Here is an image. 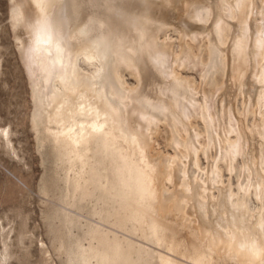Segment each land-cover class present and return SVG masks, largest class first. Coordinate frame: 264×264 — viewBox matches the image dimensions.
<instances>
[{"label": "bare ground", "instance_id": "obj_1", "mask_svg": "<svg viewBox=\"0 0 264 264\" xmlns=\"http://www.w3.org/2000/svg\"><path fill=\"white\" fill-rule=\"evenodd\" d=\"M255 15L260 17V23L253 22ZM13 18L16 24L21 19L25 21L32 55L39 65V72L34 81L40 80L42 83L46 104L51 105L57 99V93L53 91L51 85H48L50 81H55L58 87L66 93L65 96L72 98L71 104H59L54 108L50 118V123L57 126V130L54 132L55 136L66 143L71 157L80 160L82 154L79 147L96 138L99 141L101 139L105 145L122 144L125 148L132 150L133 154L138 155L141 167L137 181L143 191V196L142 200L132 204V214L140 228L143 240L151 241L150 235L155 237L157 230L166 227L167 221H171L170 224L174 221L178 222L175 225L179 226H186L189 225L186 224L187 222H191L192 225L194 224L193 234L201 240L200 244H203L204 251L201 250L203 247L196 249L195 253L189 254L194 256V259L190 257L188 260L198 264H212L214 259H222L223 255H227L233 257L235 264L264 263V0H260L258 5L255 0H194L193 3H189V0H86V3L84 0H80L79 5L63 3L62 0H17L13 4ZM168 25L178 28L185 39L189 40L188 42H193L197 34L207 39L208 62L205 69L207 68L210 73V76L207 77L212 78L211 74L219 76L218 83L212 82L214 93L219 91L218 94L220 93L224 97L226 104L235 101L237 99V97L234 98L235 95H239L244 113L250 111L251 114L255 112L262 114L254 135L249 134V131L246 133L242 130L241 117L237 120L239 127L236 131L234 129L236 126L233 128L236 123L232 124V120L228 119V105L224 103L226 109L224 108L223 112L226 121L225 127H222L223 133L227 137L228 134L235 133L237 138L235 142H228L226 147L227 170H233L236 155L242 151L243 173L246 174L245 179L248 183L250 179L252 182L245 188H239L240 190L236 194L223 192L216 202L208 201L204 185L200 183L197 189L199 176L191 175L193 177L189 178L184 169L180 168L182 169L179 170L180 173L176 171L178 168L174 169L178 161L177 158L176 161L170 160L171 162H168L169 159L167 162L165 160V163L156 159L155 153H151L153 147L149 137H152L155 132L152 133L151 127L158 126V124L151 123L153 122L152 118L156 116L155 113L158 112L157 114L162 113L169 117L170 124L167 125L170 126L171 136L170 139L168 138V146L177 156L179 155L181 161H187L188 164L190 159L195 165H198L199 149L193 146L191 131L185 128L187 125L183 124V117L189 109L186 100L191 85L177 80L178 78L175 79L176 77L170 81L167 79V60H170L167 59V54L170 51L168 53V46L166 50L165 48L159 49L157 47L159 44L156 45L158 34ZM42 26L47 28V32L43 35L40 32ZM68 29H71L72 34L67 43H58V38L62 39ZM187 40L184 41L187 42ZM186 45H191V43ZM109 52L115 54L119 62H125L132 66L137 72L136 76L138 74V79L135 80H138L140 89L137 90L134 87V92L137 91L134 95L131 94L135 99L137 119L134 123L136 122V127L130 130H128V126L127 130L123 129L128 123L122 127L118 110L123 106L119 105L118 110L114 108L109 102L112 98L108 100L104 91V94L101 92L102 86L97 87V84L102 83V80L97 82L95 78L101 74L105 62H103V58ZM188 53L191 55L190 52ZM79 57L86 62H95V65L97 63L96 76L84 75L76 69ZM184 58L182 55V58L176 60L178 62ZM190 60L188 58V63H191ZM110 61L111 63L117 62ZM111 63L109 62V64ZM177 65L179 64L177 63ZM169 66L172 65L169 64ZM104 69L108 70L106 67ZM171 71L174 72L172 69ZM203 72L205 71H202V75ZM171 76L174 77V75ZM224 77L228 80L225 81L228 84H225L224 87L221 84V87L218 88ZM207 81L210 79L207 78ZM103 89L106 91L105 88ZM118 89L114 87L112 93L113 91L116 94L122 92V90L118 92ZM78 92H81V96L75 98L74 96ZM124 93L126 96L127 91ZM211 98L210 96L209 99ZM195 102L197 106L198 102ZM112 103L114 104V102ZM126 104L128 107L129 104ZM212 105L213 103L209 104L208 109L206 103L202 101L199 110L197 109L198 114L196 113L203 123L204 143L199 148L205 156L212 149V143L215 142L213 133L215 135L216 132L212 130V125L216 127V124H213L215 120L210 118L212 115L209 116L210 110L213 111L210 109ZM190 109L194 108L190 107ZM123 110L125 109L123 108ZM75 113L83 114L86 119L82 122L73 121ZM221 116L220 118H222ZM193 117L197 118V116ZM159 118L162 117L159 115ZM156 120L155 122L158 123L159 121ZM131 124L133 125V123ZM144 130H149L150 133ZM226 141L228 140L226 139ZM196 145L198 144L196 143ZM211 151L213 152V150ZM222 155L219 157L220 159ZM206 157L212 161L211 156ZM224 158L221 162H224L226 159ZM189 162L191 165L192 162ZM178 166L180 167V165ZM240 167H242L241 164ZM239 171L241 172V170ZM210 173L209 176L207 175L208 177L206 176L207 179H210L213 184L217 183L219 181L217 164L211 168ZM188 174L191 173L188 172ZM167 185L171 186V192H168ZM251 194L258 201L256 211L251 210L247 203V197ZM175 225L173 224V226ZM181 245L178 242L175 246L170 245L168 251L181 255L180 248H184V251L190 252L187 248L189 245ZM184 251L181 255L183 257L187 254ZM153 258L155 257L153 256ZM159 258L163 264L173 263L169 257L159 256ZM215 262L217 261L215 260Z\"/></svg>", "mask_w": 264, "mask_h": 264}, {"label": "rangeland", "instance_id": "obj_2", "mask_svg": "<svg viewBox=\"0 0 264 264\" xmlns=\"http://www.w3.org/2000/svg\"><path fill=\"white\" fill-rule=\"evenodd\" d=\"M16 2L17 0H0V264H163L159 256L169 257L173 262L172 264H192L193 261L191 260V262L188 258L193 257L194 259V256L189 254L195 253V250L203 247V244H200L201 240L193 234L192 227L194 224L192 225L191 222L186 223L189 225L179 226L178 224L175 225L178 222L174 221L170 224L171 221H167L166 227L157 230L155 237L150 235L151 241L143 240L140 234V228L132 214V204L142 200L143 196V191L137 181L141 167L138 155L133 154L132 150L125 148L122 144L105 145L101 139L102 142L96 138L79 147L82 157L80 160H76L71 157L66 143L55 136L54 132L57 130V126L50 123L51 111L59 104H71L72 98L65 96L66 93L58 87L55 81H50L48 85H51V88L54 89L52 90L57 93V99L51 105L46 104L42 83L40 80L34 81L39 72V65L32 55L25 21L21 19L16 24L13 18V4ZM255 2L258 5L260 0H255ZM253 22L260 23V17L255 15ZM178 30L175 26H165L163 31H160L161 34H158L156 45L159 44L157 45L159 49H170L167 50L168 53L170 51L167 54V59H170L167 60V79L170 81L176 77L175 79L178 78L177 80L191 85L186 100V105L189 104L190 106L188 105L187 108L199 110L202 101H204L209 109V104L213 103V107L210 106L213 111L210 110L212 114L209 112V116L212 115L210 118L214 119L213 124H216V127L212 125V130L216 132L215 135L213 133L215 142L212 143L211 150L213 152L209 150L210 152L206 155L211 156L212 161L200 152L201 144L204 143V128L202 120L197 115L198 110L194 109H190V111L187 109V114L183 117V124L187 127L190 125L185 128L191 131L189 132L192 136L193 146L199 149L198 165H195L190 159L188 164L187 161H181L179 155L177 156L173 149L168 146V138L170 139L171 136L170 126L167 125L170 124L169 117L162 115V113L157 114L158 112L155 113L156 116L152 118L153 122L151 123L158 124V126L151 125L154 126L151 127L152 133L155 131L153 136L149 137L153 147L151 153H155V158L164 162L165 160L167 162L168 159V162L178 159L174 169L178 168L176 171L184 169L189 178L195 175L199 176V179L202 180L198 179L197 189L200 183L204 185L208 201L210 203L216 202L223 192L236 194L238 190L245 188L247 184L252 182L249 178L248 183L245 179L246 174L243 173L242 151L239 153L240 156L236 155L233 170H227V164H225L227 163L226 147L228 142H235L237 138L235 133L228 134V137L223 133L222 127H225L226 121L223 112L224 108L226 109L224 103L228 105V119L232 120V124L233 122L236 123L233 126V128L236 126L234 128L236 131L239 127L237 120L241 117L242 130L254 135L262 114L258 112L251 114L250 111H246L245 115L242 111L239 95H235L234 98L237 97L235 101L226 104L224 97L220 93L218 94L219 91L215 90L217 92L214 93L212 82L218 83L219 76L218 74H211L212 78L207 77L210 76L207 68L205 69L208 62L207 39L197 34L193 42H188L189 40L185 39ZM190 43L191 45H186ZM184 50L187 53H184L186 52ZM186 54L189 55L187 58ZM182 55L185 57L184 60L181 59L177 62L178 59L182 58ZM111 56L112 59H110ZM105 57L103 58V62L105 61L103 70L95 78L97 82L102 80V83H98L97 87L102 86L101 92L104 91L108 100L112 98L109 102L114 108L118 110L120 106H123L125 110L122 107L118 110L122 127L128 123L123 129L127 130L128 126V130H130L136 127L134 121L137 116L133 95L140 89L138 80H135L138 79V74L136 76L135 73L137 72L132 66L125 62H119L115 54L109 52ZM188 58L191 59L189 61L191 63H188ZM109 59L117 62L111 63ZM185 61H187L186 64H184ZM94 63L86 62L79 57L76 62V69L84 75L94 77L97 75V63L96 65ZM169 64L173 67L171 66V68ZM201 66L204 68L202 69ZM105 67L108 70L104 69ZM203 70L205 72L202 75ZM106 71L108 72L106 73ZM207 78L211 82L207 81ZM225 81L228 80L224 77L218 88L221 84L223 87L225 84L227 85L228 82ZM121 86L125 89H122ZM114 87L120 89L118 92L121 90L122 92L116 94L113 91L112 93ZM134 87L137 89L135 92ZM103 88L106 89L107 93ZM123 90L127 91L126 96ZM197 92L199 94H196ZM110 95L113 96L109 97ZM79 96H81V92H78L74 97L78 98ZM210 96L211 99H209ZM195 101L198 102L197 106ZM123 103H128V107H126L127 104L123 105ZM159 115L162 118H159ZM193 116H197V118ZM85 119L86 116L81 113L73 115L75 122H82ZM155 120L159 122L157 123ZM253 125L254 127H252ZM144 131L150 133L149 130V132ZM122 146L123 148H121ZM195 147L194 149L197 150ZM252 148L254 147L252 146ZM222 151H224V156ZM221 155L226 158H224L226 161L221 162L223 159L222 157L219 158ZM237 156H239L238 159ZM189 161L192 162L191 165ZM215 164L219 168L218 182L221 185L218 182L213 184L210 179H207ZM240 164L242 167L239 168ZM202 181H205V184ZM166 188H168V192H171V186L167 185ZM213 189L214 191H212ZM133 195L139 196L135 198ZM247 203L251 210H257L258 201L252 194L247 197ZM177 242L182 244L181 246L189 245L187 248L193 252L190 253L185 250L186 254L184 248H180L181 255H183V251L185 256L189 255L184 256L185 258L178 253L169 252L168 247L170 245L175 246ZM183 243L185 244L183 245ZM191 249L193 250L191 251ZM201 250L204 251V247ZM224 256L222 259H214V264H235L232 256H225L229 259ZM193 264L198 263L193 262Z\"/></svg>", "mask_w": 264, "mask_h": 264}, {"label": "snow or ice", "instance_id": "obj_3", "mask_svg": "<svg viewBox=\"0 0 264 264\" xmlns=\"http://www.w3.org/2000/svg\"><path fill=\"white\" fill-rule=\"evenodd\" d=\"M62 2H63V3H68V4L76 3L77 5L80 4V0H62ZM84 2L86 3V0H84ZM193 2H194V0H189V3H193ZM40 32H41L42 35L45 34V33L47 32V28L44 27V26H42V27L40 28ZM71 34H72L71 29H68V30L64 33V36H63L62 39H59V38H58V43H61V44H63V43H67V41H68L69 38L71 37Z\"/></svg>", "mask_w": 264, "mask_h": 264}]
</instances>
